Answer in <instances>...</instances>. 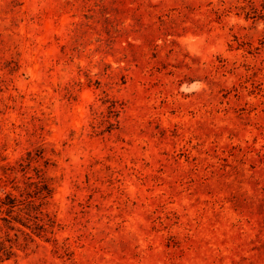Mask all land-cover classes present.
<instances>
[{
	"label": "rangeland",
	"instance_id": "1",
	"mask_svg": "<svg viewBox=\"0 0 264 264\" xmlns=\"http://www.w3.org/2000/svg\"><path fill=\"white\" fill-rule=\"evenodd\" d=\"M0 264H264V0H0Z\"/></svg>",
	"mask_w": 264,
	"mask_h": 264
}]
</instances>
